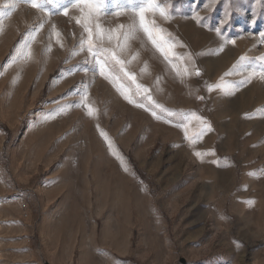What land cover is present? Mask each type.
I'll return each instance as SVG.
<instances>
[{
  "label": "rangeland",
  "instance_id": "rangeland-1",
  "mask_svg": "<svg viewBox=\"0 0 264 264\" xmlns=\"http://www.w3.org/2000/svg\"><path fill=\"white\" fill-rule=\"evenodd\" d=\"M100 3L103 11L89 26L115 29L113 36L127 32L133 13L113 14L117 0ZM158 3L170 18L149 19L177 42L176 55L169 53L166 60L142 31L121 39L123 48L116 40H97L98 48L114 51L121 61L110 53L100 56L102 61L107 57L106 86L101 87L93 85L90 74L100 73L96 57L86 47L81 50L87 33L76 22L83 20L80 8L69 7L64 18L55 14V4L47 6L54 13L49 15L38 9L39 14L28 12L32 7L27 3L0 0V12L24 13L22 30L0 55V264H51L61 256L68 230L75 242L72 264H78L88 220L95 225L93 250L84 247L89 264H109L110 259L124 264H264V0ZM30 29L43 39L33 76L19 94V68L7 72L4 66ZM4 36L0 24V42ZM60 47L65 55L53 61L39 96H32L43 53ZM61 71L67 72L68 85L50 98L51 82ZM252 72L256 75L249 79ZM216 84L220 89L208 90ZM66 94L71 97L62 100ZM83 102L95 109L97 118L95 126L84 127L87 155L79 146L81 119L74 112L71 117L54 113L80 109ZM191 113L203 121L193 117L186 122ZM47 114V123L24 140L28 128ZM119 156L137 176L136 187L122 177ZM81 176L87 196L68 182ZM95 179L112 195L121 190L132 198L135 190L144 196L141 204H129L130 223L112 208L110 197L96 209ZM45 187H52L48 203ZM60 207L67 219L47 234V217ZM109 214L129 230L126 255L119 256L114 241L102 239Z\"/></svg>",
  "mask_w": 264,
  "mask_h": 264
},
{
  "label": "bare ground",
  "instance_id": "bare-ground-1",
  "mask_svg": "<svg viewBox=\"0 0 264 264\" xmlns=\"http://www.w3.org/2000/svg\"><path fill=\"white\" fill-rule=\"evenodd\" d=\"M27 10H28V12L36 11V13L39 14L36 9L34 10L32 8H27ZM7 13L8 12H6V11L0 12V14L2 15V19H0V24H2L3 31L5 33V36H4L5 40L0 42V46L2 47V52H0V55L6 53L8 46L10 45L11 40L16 36V34L18 32H20L22 30V21L19 18L21 15L24 14L23 11L19 10L18 12L14 13V14L11 13L10 16L7 15ZM62 17L66 18L65 15H63V14H62ZM34 33L30 29L29 33L25 36V38L16 46L10 60L4 66V70L7 72L12 67H18L19 68V77L17 78V90L20 89L18 91L19 94L25 88V86L30 81L31 77L33 76V74H32L33 69H34V66H35L36 61H37L36 54H37V51L39 50V48H41V43H42L41 40L43 38L41 39L39 36H34L35 38L32 39ZM99 41L102 42V40H99ZM103 41H105V39H103ZM26 42L30 43V48H31V59L28 61H25V60H22L19 58V52L21 49H23ZM64 55H65L64 49L61 47L57 48L56 50L52 51L51 53H46V52L43 53V55H42V62H43L42 70L34 79V86H32L33 89H31L32 90V93H31L32 96H34V97L39 96L45 82L47 81V79L49 77V74L53 70L52 69L53 61L56 58H60ZM95 62H96V60H95ZM68 63H69V60L66 61V64H68ZM66 74H67V72L65 73V71H61V73L53 79V81L51 82L49 93H48L50 98L56 97L57 95H59L62 91H64L66 89V86L68 85V78L66 77ZM90 74H91L94 86H101V87L106 86V84L104 83V80H103L105 76L101 75L96 70L92 71ZM106 74H107V72H106ZM83 87H85V86H83ZM73 89H75V86L73 87ZM69 97H71L70 94H66V95L62 96L61 99L64 100V99H68ZM92 102H93V99L92 100L90 99L91 104H92ZM85 104H87V102H83V103L79 104L77 107H80V109L67 108L64 111H57V113L54 112L55 114L64 113L66 115V117H71V115H72L71 112H74V115L78 116L81 119V122L83 123V125L77 129V134L79 136V146L82 148V150L84 152L83 155L84 154L87 155L88 151H89L88 150L89 135L87 134L84 127L87 125H94L95 126V124L97 122V118L95 117L94 114L91 116L87 114V109L83 106ZM50 116H51V114H47V115L40 117L39 124L37 126H33V127L28 128L27 133H26L27 135L25 136L24 140L31 137L35 133H37L39 131V129L47 123ZM128 142L129 141H126V145ZM22 145H23V148H25L26 145H24V142ZM116 162L119 166V170L122 174V177L123 178L125 177L127 180H130L131 182H133L134 184H132V186L137 184L138 178L134 174L133 170H131L130 166L128 165V162L125 159V157L119 156L118 161H116ZM62 181L63 180L60 181L61 183H59V182L56 183L55 185H53V187L57 188L60 184H62ZM68 182H70L72 184L74 191L77 192L79 195H81V196L89 195L87 182H86L84 176H81L79 178L73 177V178L69 179ZM131 182H129V183H131ZM135 187H136V185H135ZM137 187H139V186H137ZM94 189L96 192V209L100 210L102 205H103L102 202L104 201V199L107 197H110L111 201H112V208L117 210V212H119L122 215L124 221H126L127 223H130L129 222L130 221L129 216L131 215V213L129 212V204L131 203L132 205L137 206V205L141 204V199L143 200V198H144L143 195H142V197H140L138 195L137 191L133 190V188H132V190H133L132 198H130V196H128V195L127 196L124 195L121 190H117L116 194L112 195V193H110L109 190H106L104 188V184H102V182H100L98 179H95V181H94ZM44 192H45V196H46V203H48L51 201L52 187H45ZM129 198H130V200H129ZM126 204L128 206H126ZM123 205H124V207H123ZM16 210H18L17 207H16ZM22 215L19 214V216H22ZM106 216H107L105 219L106 222H105L103 232H102V239H110V240L114 241L113 243H115V249L119 253V256L120 255H126L130 249L129 248L130 247L129 230H126L122 225H117V223L113 220V217L111 216V214L106 215ZM25 218L30 219L28 215ZM66 219H67V215L64 212L63 207H60L55 212L50 213L47 217V222H48L47 226L44 225L46 227L47 234L49 233V230L51 227H53L52 229L54 231L58 230L59 227L62 226L63 223L66 221ZM45 222H46V220H45ZM87 223H88V227L85 228L83 231L84 232V235H83L84 242L83 243L81 242V244H80V248L82 249V252L80 254L78 264H89V262L87 261V250L84 247L90 246V248L93 250V246H94V242H95V240H94V236H95L94 235V226L95 225L93 224L94 221L92 223L91 220H88ZM68 232L70 233L69 237H68V242L64 243V245L62 246L63 248H62L61 256L59 258H57V260H55V261L51 260L52 262H55V264H72V262H73L72 256H73V249L75 246V242H74L73 235H71V231L68 230ZM52 262H51V264H52ZM109 264H124V263L121 262L120 260H117V259H110Z\"/></svg>",
  "mask_w": 264,
  "mask_h": 264
},
{
  "label": "snow or ice",
  "instance_id": "snow-or-ice-1",
  "mask_svg": "<svg viewBox=\"0 0 264 264\" xmlns=\"http://www.w3.org/2000/svg\"><path fill=\"white\" fill-rule=\"evenodd\" d=\"M17 2L27 3L32 8L38 9L40 11H47L49 12V15L54 14L47 7L51 4H55L56 6L55 14L67 15L69 7L80 8L83 20L77 18L76 22L77 24H82L84 32L87 33L86 38H81V50L86 47L89 55L96 57V63L100 67L101 75H104L103 69L105 67V62L107 59V57H105V61H102L100 59L101 55H103L104 53H110L112 59L117 63H121V61L116 60V54L114 51L105 48H98L96 45L97 40L107 39L109 42L116 40V46L123 48L124 45L120 43L121 39L127 41L134 36L136 31H142L147 37L148 41H150L151 44L161 52L166 60L169 59V53H171L173 56L176 55L172 50L177 46V42L170 36L166 35L163 29L157 30L155 21L149 19V15H159L165 20H168L170 18L168 12L160 3H158V0H117V7L113 14L119 15L122 12L131 11L135 17V20L127 32L120 33L115 36L111 34L112 32L116 31L115 29L110 31L103 30L99 23H95L94 28L89 26V23L94 21L103 11L104 6L102 3H100V0H17ZM11 7L14 10L16 4L13 3ZM7 15L10 16L11 12L7 13ZM40 27H42V25ZM119 27L123 28L124 26L120 25ZM217 31L219 32V30ZM57 35H59V33H57ZM34 38L35 37L33 35L32 39ZM232 43H234V41H232ZM19 58L25 61L31 59V48L29 42H26L23 49L20 50ZM188 59H191L190 55L188 56ZM199 74V70H195V75ZM254 75H256V73L252 72L249 76V79H251V77ZM260 78L264 79V71L260 73ZM220 87L221 86L219 84L209 85L208 90L213 91L214 89H220ZM121 94L124 95V98L128 100L129 103L134 102L124 92H121ZM86 95L87 94L85 93V96ZM149 99H151V97H149ZM83 106L87 109L88 115H93L95 109H93L90 104H85ZM137 106L143 107V105ZM157 107H159V105H157ZM152 114L153 116H156L155 112H153ZM193 117L197 120L203 121L202 117H197L194 113H191L186 114V122H190V119ZM184 126L187 127V123ZM207 130H210V126H207ZM194 154L198 157L202 155L200 152H196Z\"/></svg>",
  "mask_w": 264,
  "mask_h": 264
}]
</instances>
